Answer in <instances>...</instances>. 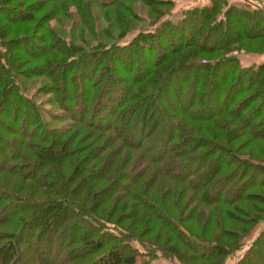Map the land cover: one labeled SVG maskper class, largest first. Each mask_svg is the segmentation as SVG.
<instances>
[{"label": "trees", "instance_id": "obj_1", "mask_svg": "<svg viewBox=\"0 0 264 264\" xmlns=\"http://www.w3.org/2000/svg\"><path fill=\"white\" fill-rule=\"evenodd\" d=\"M142 2L119 43L129 0H0V264L58 224L37 264H224L264 219V58L238 57L264 55V3ZM37 75L56 113L22 90ZM234 264H264V224Z\"/></svg>", "mask_w": 264, "mask_h": 264}, {"label": "rangeland", "instance_id": "obj_2", "mask_svg": "<svg viewBox=\"0 0 264 264\" xmlns=\"http://www.w3.org/2000/svg\"><path fill=\"white\" fill-rule=\"evenodd\" d=\"M35 1L36 0H34V2ZM194 1L195 0H174V4L170 6L171 17L172 18L177 17L179 15V12L181 11V9H183L187 5L200 4L199 2H194ZM249 1L253 4H258V1L257 2L254 0H249ZM129 2H130V4H132L133 8L138 12V15H139L138 17H142L144 19V21L141 22V21H135L134 20L131 23L130 27H128V30L125 32V34L119 38H116L119 43L128 42L132 38V36L138 31V29L140 27L148 26L147 25V20H148L147 15L149 14L148 9L150 7L144 5L142 0H129ZM49 3H51V2H49ZM38 5L39 4L36 2L35 6H38ZM94 7H95V11H96V16L98 17V19L101 21V24H102L103 21L101 20V12L97 8L96 5H94ZM43 9L45 10V7ZM71 9L74 11V8L71 7ZM26 10H28V9H26ZM42 11L43 10H41L39 13H42ZM6 14H9V13L7 12ZM166 14L170 15L168 13H166ZM10 15H11V13H10ZM75 18H76V15L74 16V19ZM49 23L55 28L62 29L65 33L66 39L69 40V38H72L76 41H79L78 37L76 38L75 29H73V27H72V23H73L72 19H65L64 18L61 25L58 22H56L55 19L50 20ZM74 26H75V24H74ZM86 38L88 39L87 36H86ZM24 45L28 46V48L34 49V47L32 45H29L27 43H24ZM238 57L243 64H250L252 62H257V61L261 60L262 58H264V55L262 53H259V52L240 50V51H238ZM116 60L118 61V59H116ZM87 66H88V64H87ZM43 79L44 78L41 75L23 78L21 80L22 81V83H21L22 90H24L26 92V94H28L29 96L33 95L35 97V100L38 103L42 104L43 107L48 109L50 112L56 113L58 110V109H56V106L53 103L48 102L49 101L48 97L50 96V94L45 93V92H41V93L37 92V87H38V85L41 84ZM166 92H167V90L166 91L163 90L164 95L166 94ZM2 111H3V113L7 114V117H8V114L11 115L13 113L12 106H8V105H5L2 108ZM3 113H1V114H3ZM21 118H22V116H20V118L16 119V122H14L15 125L18 127L21 124ZM45 119H48V117L45 116ZM48 121L50 122V124L57 125V126L61 125L63 123L60 120L53 121L51 119H48ZM4 152H5V150L2 149V153H4ZM0 214H3V213H0ZM126 215L128 217V213ZM263 224H264V219L254 225V227L242 238L243 245L241 247L233 250L231 253L226 254L224 256L225 257L224 258V264H234L235 263V261L238 259V257L243 252L245 245L250 241V238H252L255 235L257 230L261 226H263ZM59 225L60 224L55 225V226H51V229L48 232H42L40 234H37V236H35V238L38 240V243L32 242V240H34V237L33 238L29 237L27 230L23 233L22 241H21L22 249L24 250L25 253L29 252L30 254H32V259H28V258L25 259L26 263L37 264V263H39V260H43V257H45V256L50 257L53 255L52 252L57 247L59 240L63 241L66 238L65 234L67 235V233H68V231H64L65 234H62V238H60L59 235H61V234H57L61 228L60 227L61 225L60 226ZM80 228H83V226H80ZM62 232L63 231H61V233ZM73 234H74V231L70 232L67 236H70ZM133 244L135 246H137L139 248V250L143 251V247L140 245L139 242L134 240ZM74 250L75 249L73 248L72 254H74V252H77L76 250L75 251ZM101 250H103V248ZM100 251L92 254L90 257L94 258V256L97 255L98 253H100ZM140 257L145 258V257H147V255L144 254L143 256H139L138 259H140ZM70 261L74 262V260H72V259ZM83 261L85 262V260H83ZM157 261H160L163 264H173L168 258H165L162 256H158Z\"/></svg>", "mask_w": 264, "mask_h": 264}, {"label": "crops", "instance_id": "obj_3", "mask_svg": "<svg viewBox=\"0 0 264 264\" xmlns=\"http://www.w3.org/2000/svg\"><path fill=\"white\" fill-rule=\"evenodd\" d=\"M208 0H195L194 2H199L200 4L201 3H204V2H207ZM254 1H258V3H263L264 2V0H254Z\"/></svg>", "mask_w": 264, "mask_h": 264}]
</instances>
